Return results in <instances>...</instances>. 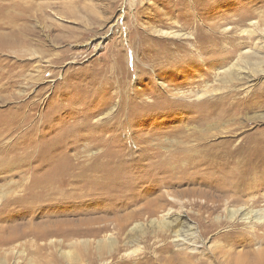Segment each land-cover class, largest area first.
I'll list each match as a JSON object with an SVG mask.
<instances>
[{
  "label": "rangeland",
  "instance_id": "rangeland-1",
  "mask_svg": "<svg viewBox=\"0 0 264 264\" xmlns=\"http://www.w3.org/2000/svg\"><path fill=\"white\" fill-rule=\"evenodd\" d=\"M252 22L264 25V0H0V164L4 154L11 158L18 153L13 148L17 141L30 137L33 123L21 124L31 114L46 138L78 129L88 118L94 130L68 135L74 146L55 153L70 156L79 167L95 163L103 168L114 160L130 170V177L122 178L126 184L113 186L111 198H85L69 209L45 208L54 213L53 234L37 243L56 241L58 253L55 248L46 252L58 255L59 264H109L97 242L107 234L118 238L115 224L109 222L110 228L98 236L91 231L117 215L133 213L128 231L140 223L145 232L137 233L133 247L119 237L125 251L114 263H135L142 256L126 258L125 253L138 246L154 256V250L170 245L162 264H178L170 258L183 248L194 262L225 264L221 255L214 256L224 248L231 251L226 264H233L260 247L258 240L250 248L241 240L264 235V228L255 233L246 223L225 219L228 209H264V34H243ZM160 31L180 36L164 37ZM240 57L248 62L238 64L240 74H219ZM206 85L214 94L201 98ZM154 102L156 109L146 108ZM59 107L60 112L51 113ZM13 120L17 129L7 132L3 127ZM14 172L15 178L0 171V189L19 183V172ZM136 198L139 202L130 205ZM157 198L161 211L149 215L144 208ZM122 205L128 207L119 214L106 210ZM16 209L0 217L30 219L21 207ZM170 209L169 221L179 217L192 226L194 240L185 239L187 233L180 242L172 235H156L151 221ZM76 230L78 234L67 235ZM33 241L22 239L4 249L25 250L20 259L26 262L33 256L26 244ZM83 241L86 247H71ZM70 250L78 262L59 253ZM3 258L1 253L0 262Z\"/></svg>",
  "mask_w": 264,
  "mask_h": 264
},
{
  "label": "bare ground",
  "instance_id": "bare-ground-1",
  "mask_svg": "<svg viewBox=\"0 0 264 264\" xmlns=\"http://www.w3.org/2000/svg\"><path fill=\"white\" fill-rule=\"evenodd\" d=\"M241 17L246 20L250 16L249 15L248 16L242 15ZM251 26L253 28L248 29V30L247 29L244 30L243 34H247L249 36H252V35L256 34L257 32L264 34V25H259L258 23L252 22ZM162 32L163 31H160L161 35L164 37L176 38V37L180 36L178 33H174V32L173 33H169V32L162 33ZM245 55H247V54L246 53L243 54V56H245ZM240 62L248 64V62L245 61V59L241 58L239 60V62L233 64L229 69L221 70L219 72V74L223 77H228V78L233 73H236V74L239 73L240 74L242 69H243V68L239 67V65H238ZM30 79H32V78H30ZM206 86L207 87H205V89H203V94L200 95L199 97L205 98L207 96H210L211 94H214V91L213 92L210 91L211 86L210 85H206ZM154 95L153 96L156 98L160 97L159 94H154ZM111 100H113V99H111ZM34 104L35 105H33L31 107V108H33V110H34V107H36L38 105V103H34ZM61 108L62 107L54 109V110H52L51 113H58V112H60L59 110ZM146 108H148V109L155 108L156 109L157 106L155 105V102H154L152 105H149ZM96 109H99V108L97 107ZM100 110H101V108H100ZM111 111L113 113V110H111ZM112 113L109 112V114H107V116H110ZM45 115H47V114H45ZM45 118L47 119L46 116L44 117V119ZM24 119H25V121L23 122V124H21V127L25 124L33 123L31 128L32 129L34 128V130L32 133L30 132L29 138L24 139L22 142L17 141L15 143L14 147L12 146L15 150L18 149V153H15V155L12 156L11 158H6V156L10 157V155H8L9 152L4 154V156H2L3 161L0 164V171L15 173L14 170H18L19 174L18 173L17 174L20 177L19 178L20 181H19V183H15V182L7 183V186L5 188L0 189V213L1 212H7V210H9V209L15 210L16 208L21 207L24 215H29L31 217L27 221H23V220L19 221L17 219H14V221H11V220L7 219L6 217H2V216L0 217V254L2 253L5 257L2 259L0 264H9V261H11L10 259H12V258H13L12 260H14L13 264H59V261L56 259V256H58V255H54V252H52V253L46 252L47 250H51L52 248H55L56 254L58 253L59 248L55 244L56 241L52 240L49 242V240H48L49 243H47V242L46 243L42 242L40 244L37 243L40 240H45L50 234H53V231L51 230L52 226L50 225V223H51L50 220L53 218L52 215H54V213H52V211H45V208L50 207V206L55 207V205H57V206H61V208L69 209V207L67 208V206H69L70 204L73 205L77 202L80 203V202H82V199H85V198H87L88 200H89V198L96 200L97 198H101V196H106V198L110 197L113 195V194L111 195V193L114 192V190H116L113 188L114 185L116 187V186L121 185V184H126L125 181H122L123 180L122 178L123 177H127V178L130 177L128 175L130 173V170L126 171V165L125 164L124 165H123V163L117 164L114 160L113 161L108 160L106 162V167H103V168H100V165L99 166L95 165V163L79 167L78 165L73 163V158H71L70 156H65L64 153H61L60 155L55 153V152H62V149H65L66 146L67 147L70 146V144L74 146V143L76 142L75 139L73 138V140H72L74 143L70 142L71 141L70 139H72V137H69L70 138L69 139V138H67L68 135L78 134V133H76V132H78V130L79 131L86 130V129L94 130V128H92L89 125V119L88 118L84 119L85 122H83V123H85V124L81 125L78 129L68 128V129H66V131L63 132V134H62V131H63V129H62L61 136H53V138L52 137L46 138V136L48 134H45V133L43 134L40 131H38V129L36 128L38 125L36 126L37 123H36V120H35L33 115L29 114ZM15 125H17V122H15V120H13L12 122H10L9 125H7L6 127H3V128H5V130L7 132L9 130V132L12 131V133H13L15 131V129H17V127H14ZM181 129H183V128H181ZM2 132H3V130H0V137L4 138ZM73 146H71V147H73ZM14 149H12V150H14ZM153 154H155V153H153ZM54 156L55 157L58 156V158H54ZM146 157H148V156H146ZM166 160H168V159L166 158ZM173 160H175V159H173ZM164 164L165 163H163V165ZM141 166H143V165H141ZM148 166H149V164H148ZM198 166L199 165H196L195 167H198ZM134 167H135V165H134ZM145 167H146V165L144 166V168ZM161 167H162V165H161ZM77 170H78V172H77ZM154 171H157V170H153V172ZM176 171H177V169H176ZM92 172H95L96 175H92ZM10 176L14 177V178L17 177V175H14V174H12ZM136 176H137V174H136ZM9 177L4 178V180H6ZM129 179L131 180V178H129ZM129 179H128L127 183L130 182ZM103 181H104V183H103ZM105 187H107L109 189H107ZM97 190H99L100 192H98ZM104 191H105V193H104ZM158 198L154 201V203L152 205L149 204L150 208L147 206L144 208L146 213L149 212L148 213L149 215H154L159 210L161 211V205H158V202H159ZM139 200L140 199H137V198L133 199L132 203L130 205L138 203ZM160 201H161V199H160ZM72 207H75V206L73 205ZM127 207H128V205H125V206L122 205L118 208H114V207L113 208L112 207L106 208V210H107V212H110V213L119 214L120 211H122L123 209H125ZM151 207H153V208H151ZM74 212H76V211H74ZM84 212H86V215H87L90 211L88 212V211L84 210ZM171 212H173V211L170 209L169 212L166 213L165 215L161 216V214H160L161 219H154L151 221L150 226L152 227L153 230H155L157 232L156 235H158V234H160L161 236L162 235H172L177 239V241L180 242V239L183 237L182 235L187 233V236L185 237V239L189 238L190 240H194L196 238V233L193 232L194 231L193 227L190 226L188 223H184V222L182 223V221L179 220V217H177V219L169 221V219H170L169 215ZM141 214H143V213H141ZM25 218H28V216H25ZM132 218H135L134 213L130 216H124V217H118V215H117L116 217H114L112 219V221H106L107 223L103 227L95 228L91 232L94 236H98L99 233L107 231L110 228L108 225L109 222L114 223L115 224L114 229L117 232L118 238L119 237L122 238L125 236L126 245H128L129 247H133V245L134 244L136 245V242H137V237H136L138 235L137 233L144 234L145 229H144L143 224L137 223V224H135V226L131 230L128 231L129 226L132 224ZM18 219H20V217ZM217 219L219 220L220 218L218 217ZM225 219L228 220V222H230V223H236L237 221H238V223L239 222L240 223H246L247 225L251 226V228H253V230L256 233L257 230H263V228H264V209L263 210H257V211L249 210L246 208L228 209L227 210V216L225 217ZM37 220H39V221H37ZM90 223L91 222H89V221L87 222V224H90ZM93 223H98V221H92L91 224H93ZM180 224H182V226H180ZM113 232H115V231H113ZM126 232H127V234H126ZM78 233H79V231L76 230V231L68 232L67 235L72 236V235L78 234ZM129 233H131L130 238H129ZM113 235L107 234L105 236V238H103L97 242V251L100 252V251L106 250V254L110 258V261H108L109 264L114 263L116 257L119 254H121L122 251H125L124 246H119V243H121V242H119V239L116 238L117 236L114 237ZM256 236L257 237H255L254 233H253L252 236H248V237L246 236L241 241L246 242V244H243V245H246V247L250 248V247H252L253 243H255V241L258 240V244L260 245V247L258 249H255V251H248L245 254L243 253V255L241 254L242 256L239 255L238 258L233 259L234 260V261H232L233 264H264V235H262V236L256 235ZM26 238L35 240L31 243L26 244L27 247H29V254L28 255H33L29 259L27 256L26 262L23 261L22 259H20V257H22V256L25 257V255H26L25 250H17V247H12L11 249H9V248L4 249V248L10 247V246H14L15 243L19 242L22 239H26ZM259 239H261V240H259ZM87 243H88L87 241H83L80 243H72L71 247H73V249L77 248L76 246H78V245H82V246L84 245L86 247ZM21 245L22 244H20V246ZM16 246H18V245H16ZM221 246H222V244H221ZM145 249H146L145 247L142 248L141 246H138L132 250L131 249H129V251H128V249L126 250V253H125L126 258H128L130 256H140V255L142 256V257L138 258L135 261V263H130L129 261H126V260H121V261L119 260V261L115 262L114 264H162V262L165 260L164 257L162 256V254L169 252L171 249V246L166 244L163 247L157 248L156 250H154V254H155L154 256H148L147 253L144 252ZM74 250H70L67 252L59 251V253L67 261L78 262L79 258L76 257L77 254H75ZM225 250H226V248H225ZM183 251H184V248H183ZM183 251L179 250L177 252H174L172 257L170 258V261H172V263L177 262L178 264H189L191 262H194L193 261V254L192 253H184ZM218 255H221L225 264H226V262L230 263V261H229L230 258L228 259V256L231 255L230 250L224 251V248H221L220 251H217L216 253H214L215 257L216 256L218 257ZM101 256L102 255H99V258ZM193 264H206V261L199 260L197 262H194Z\"/></svg>",
  "mask_w": 264,
  "mask_h": 264
}]
</instances>
